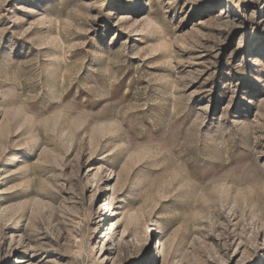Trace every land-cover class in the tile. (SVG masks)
<instances>
[{
	"label": "rangeland",
	"instance_id": "obj_1",
	"mask_svg": "<svg viewBox=\"0 0 264 264\" xmlns=\"http://www.w3.org/2000/svg\"><path fill=\"white\" fill-rule=\"evenodd\" d=\"M0 264H264V0H0Z\"/></svg>",
	"mask_w": 264,
	"mask_h": 264
}]
</instances>
